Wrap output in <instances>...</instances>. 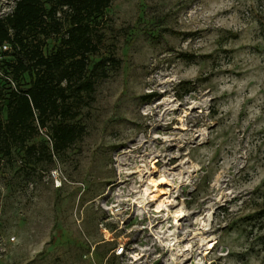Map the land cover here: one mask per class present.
I'll use <instances>...</instances> for the list:
<instances>
[{"label":"rangeland","instance_id":"1","mask_svg":"<svg viewBox=\"0 0 264 264\" xmlns=\"http://www.w3.org/2000/svg\"><path fill=\"white\" fill-rule=\"evenodd\" d=\"M100 26L82 136L0 156V264H264V0H111Z\"/></svg>","mask_w":264,"mask_h":264},{"label":"trees","instance_id":"2","mask_svg":"<svg viewBox=\"0 0 264 264\" xmlns=\"http://www.w3.org/2000/svg\"><path fill=\"white\" fill-rule=\"evenodd\" d=\"M111 0H16L11 15L0 18V43L12 44L5 72L16 83L0 79V156L25 147L51 123L52 147L64 150L83 129L72 124L74 106L107 75L109 59L91 66L101 43L100 23ZM55 39L50 50L46 41ZM28 86L21 84L25 75ZM9 89V90H8ZM32 147L27 148L30 150ZM264 217V212L262 214Z\"/></svg>","mask_w":264,"mask_h":264},{"label":"built area","instance_id":"3","mask_svg":"<svg viewBox=\"0 0 264 264\" xmlns=\"http://www.w3.org/2000/svg\"><path fill=\"white\" fill-rule=\"evenodd\" d=\"M16 0H0V18H5L12 14ZM13 52L12 44L9 42L0 43V79H5L10 86L16 90L15 81L5 72L8 59ZM123 249L119 250L121 253Z\"/></svg>","mask_w":264,"mask_h":264},{"label":"bare ground","instance_id":"4","mask_svg":"<svg viewBox=\"0 0 264 264\" xmlns=\"http://www.w3.org/2000/svg\"><path fill=\"white\" fill-rule=\"evenodd\" d=\"M164 209H165V208H163V204H162V203H159L158 206H157L156 211H157V212H161V211H163Z\"/></svg>","mask_w":264,"mask_h":264}]
</instances>
